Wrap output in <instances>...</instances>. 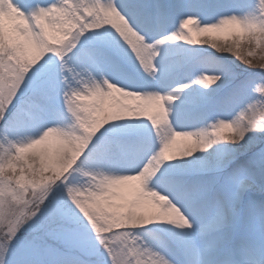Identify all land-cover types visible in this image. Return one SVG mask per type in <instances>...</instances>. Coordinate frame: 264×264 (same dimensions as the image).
Returning a JSON list of instances; mask_svg holds the SVG:
<instances>
[{
    "label": "snow or ice",
    "instance_id": "6c2138e0",
    "mask_svg": "<svg viewBox=\"0 0 264 264\" xmlns=\"http://www.w3.org/2000/svg\"><path fill=\"white\" fill-rule=\"evenodd\" d=\"M258 187L264 0H0V264H264Z\"/></svg>",
    "mask_w": 264,
    "mask_h": 264
},
{
    "label": "rangeland",
    "instance_id": "374dc122",
    "mask_svg": "<svg viewBox=\"0 0 264 264\" xmlns=\"http://www.w3.org/2000/svg\"><path fill=\"white\" fill-rule=\"evenodd\" d=\"M236 3H247L250 5H255L256 0H197V4L198 5V11L204 15L205 17H209V16H215V14L218 11H226L229 10L230 6L236 4ZM206 6H210L207 9H204ZM204 7V8H203ZM187 47V46H186ZM185 48H181L185 51V54L187 55V60H192V56L195 55L196 53L202 51L204 48L202 46H198L199 49H201L200 51H195V52H190L188 50H186ZM207 58L209 59V57L207 56ZM205 59V58H203ZM202 58L196 60V61H190V63L187 65V68L185 69V73H181V76L185 77L187 75H189L190 77L192 75H195L197 72L199 71H208L206 68H204V60ZM237 64H239V62H236ZM168 68L170 69H176L177 67V63L176 60H174V62H171L170 65H168ZM243 68V66L241 65L239 68L236 69V71H241ZM244 75H247V73H244ZM226 80V78H225ZM229 85L227 84V82H225L224 84L221 85V87L219 89H217L216 92L212 93L213 96L223 92ZM209 111L212 114H215V112L217 111L216 108L212 105L209 106ZM251 114V113H249ZM264 192L262 190L259 189V187L251 193L250 197H246L247 198H252V199H256V196H258L257 193H261ZM260 199V198H259ZM261 199L264 200V197H262ZM243 217L242 213H241V218ZM250 218L246 219L245 217V226H247L248 222H249Z\"/></svg>",
    "mask_w": 264,
    "mask_h": 264
},
{
    "label": "bare ground",
    "instance_id": "6f19581e",
    "mask_svg": "<svg viewBox=\"0 0 264 264\" xmlns=\"http://www.w3.org/2000/svg\"><path fill=\"white\" fill-rule=\"evenodd\" d=\"M187 1H193L194 0H187ZM202 47L204 49L207 48V45H202ZM212 50L211 49H208L207 52H204V51H200L202 52V57H206V55H208V53H210ZM164 55L167 56L168 58V65L171 64V62H174V60H176V62H181V63H177V65L179 66L177 69H169V72H170V76L171 78H174L177 80V82H179L180 80H183V79H190L191 77L189 75L183 77L181 76V74L178 73V70L183 67L186 63H187V55L185 54V51L181 48H176V47H169L166 49V52L164 53ZM195 60V59H193ZM204 60V68H206L207 70H211L212 67H214V61L212 59H209V61H207L206 59H203ZM183 70V69H181ZM185 73V72H184ZM198 126V125H197ZM177 130H180L179 128ZM242 212H243V215L246 217V219L250 218V212L247 208H244L242 209Z\"/></svg>",
    "mask_w": 264,
    "mask_h": 264
}]
</instances>
